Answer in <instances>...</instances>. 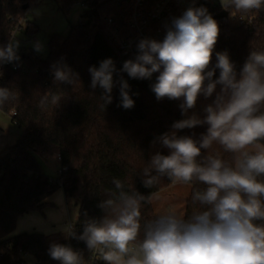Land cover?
Returning a JSON list of instances; mask_svg holds the SVG:
<instances>
[{"label":"clouds","instance_id":"1","mask_svg":"<svg viewBox=\"0 0 264 264\" xmlns=\"http://www.w3.org/2000/svg\"><path fill=\"white\" fill-rule=\"evenodd\" d=\"M222 6L248 13L264 9V0H226ZM219 31L207 8L189 7L173 18L162 41L141 39L135 60L123 63L121 71L132 79L159 73L151 85L156 99H182L181 113L187 117L158 137L169 154L151 157L143 168L145 187L167 177L173 184L199 183L203 188L192 194L200 210L187 219L175 211L159 215L143 226L141 239V206L151 197L126 192L114 179L119 191L99 205L105 215L87 221L78 237L90 251H98L105 264H264V51L252 50L239 73L227 51L216 52V64L209 70ZM15 48L14 43L0 47V64L18 59ZM217 69L219 76L213 79ZM116 71L111 58L89 68L91 87L103 89L102 107L112 102ZM54 78L76 82L66 67L56 68ZM118 83L119 106L133 108L130 85L123 78ZM214 93L202 119L187 116L201 95ZM14 99L12 90L0 88V108ZM47 100L46 94L40 103ZM205 124L207 131L198 140L177 134ZM213 143L231 153L232 161L219 155L202 157V150ZM49 255L60 264H85L81 253L66 245L53 243Z\"/></svg>","mask_w":264,"mask_h":264},{"label":"trees","instance_id":"2","mask_svg":"<svg viewBox=\"0 0 264 264\" xmlns=\"http://www.w3.org/2000/svg\"><path fill=\"white\" fill-rule=\"evenodd\" d=\"M56 1L68 11L77 0ZM86 3L89 10L78 25L71 27L66 36L54 34L50 38L47 58L25 51L16 53L18 59L0 64V88L15 93V99L0 110L24 127L14 146L0 157V264H19L21 250L32 254L41 264H60L49 255L52 244L48 236L39 232L14 234L20 217L32 212L44 213L54 207L50 199L60 189L67 200L77 201L78 219L71 230L75 236L68 231L56 243L70 246L86 261L90 250L78 237L87 221H98L105 215L99 205L119 191L114 179L122 182L124 191L151 198L172 184L164 177L152 188L145 187L143 168L149 163L151 144L170 132L175 121L184 118L180 109L183 100L156 99L151 85L159 73L150 79H132L121 71L126 60L135 58L128 57L115 44L107 20L113 19L112 26H122L125 11L115 0H86ZM32 4L34 0H0V47L9 45ZM225 8L230 15L239 13L233 7ZM251 13L256 18L252 30L240 26L231 17L216 19V11L211 13L220 31L209 70L216 64V52L227 51L239 73L252 50L264 51V9ZM34 29L29 23L27 32L33 33ZM107 58L115 64L117 71L113 78L117 83L111 93L112 102L102 107L103 89L91 87L89 68H98ZM65 67L75 75L74 84L55 80V69ZM218 76L219 69L213 79ZM121 78L130 85V95L135 101L131 109L119 106ZM46 94L48 100L41 104V97ZM13 112L16 114L12 115ZM207 127L199 125L177 134L198 140ZM160 153L168 155L164 150ZM37 154L56 155L65 170L56 179H50L43 174ZM205 155H219L229 162L233 159L217 143L208 151L202 150V157ZM189 184L185 219L200 210L192 202V194L203 188L199 183ZM158 216L152 200L142 204L141 239L143 226Z\"/></svg>","mask_w":264,"mask_h":264},{"label":"rangeland","instance_id":"3","mask_svg":"<svg viewBox=\"0 0 264 264\" xmlns=\"http://www.w3.org/2000/svg\"><path fill=\"white\" fill-rule=\"evenodd\" d=\"M78 1L81 2V0ZM88 10L89 8L87 7L74 4L70 10L67 11L64 10L56 0H34V4H32L27 10L25 18L21 22V27L14 31L10 43H14L16 45V53H20L24 50L34 51L42 58H47L48 43L50 38L54 34L66 36L71 27L78 25L79 22L82 21L83 14ZM29 23L35 26V31L33 33L27 32V26ZM219 89L220 86L218 85L217 92ZM214 99L215 93L209 98H205L201 95L197 100L195 108L190 109L187 116L195 114L200 118H203L206 115L205 108L209 104H212ZM185 118L187 117L184 116L183 119ZM23 131L24 127L15 123L10 114L4 113L0 110V157L5 155L14 146L16 141L21 137ZM161 150H164L169 154V150L164 148L160 144L159 140L156 139L150 147L149 163L151 161V157ZM37 159L44 175L50 179H56L59 176L61 166L56 155L42 156L37 154ZM190 191L191 185L183 183H172L171 185L160 189L151 198L156 213L158 215H162L168 211H175L178 216L184 218L186 200L190 195ZM52 197L57 208L45 210L44 213L38 212L35 215H31L35 216L38 222L42 224H46L48 221L54 220L66 228L67 232H60L48 236V242L50 244L64 239L66 236L65 233H68L69 231V222L75 224L78 219V205L75 199L67 200L61 189L54 193ZM62 202L66 213H60V206ZM47 227L48 229L53 230L51 224H48Z\"/></svg>","mask_w":264,"mask_h":264},{"label":"built area","instance_id":"4","mask_svg":"<svg viewBox=\"0 0 264 264\" xmlns=\"http://www.w3.org/2000/svg\"><path fill=\"white\" fill-rule=\"evenodd\" d=\"M115 2L125 11V23L122 26H112L113 19H108V30L118 48L130 58H135L138 54L137 45L141 39L162 41L173 18L181 16L189 7L203 6L210 14L216 11V15L223 10L228 12L222 6L226 0H115ZM74 4L87 7L86 0L81 2L77 0ZM229 17L247 30L254 28L256 18L251 12L232 15L228 12L226 18ZM64 170L65 168H61L59 174ZM73 229V223L69 222V231ZM18 260L19 264H41L32 254L22 250L18 253ZM102 263L104 261L98 251H89L85 264Z\"/></svg>","mask_w":264,"mask_h":264},{"label":"crops","instance_id":"5","mask_svg":"<svg viewBox=\"0 0 264 264\" xmlns=\"http://www.w3.org/2000/svg\"><path fill=\"white\" fill-rule=\"evenodd\" d=\"M24 51H22V52H24ZM50 200H51V202H53V197H51ZM55 208H57L56 203H54V207L47 208L46 210L55 209ZM36 213H38V212H32V213H29V214H26V215L20 217L18 219V222L16 225V230L14 231V234H19V233H23V232H27V233L39 232V233H43L46 236H50V235H54V234H57L60 232H67L65 230L66 228H64V226L62 224H60L59 222L57 223L54 220H50L46 224H42V223L38 222V220L35 218V216H31V215H35ZM60 213H66L63 202L61 203V206H60ZM27 217H30V218H27ZM55 220H57V219H55ZM48 224L52 225L53 230L48 229V227H47ZM29 228H31V229H29ZM18 229H19V231H18ZM51 231H52V233H51ZM65 234H67V233H65Z\"/></svg>","mask_w":264,"mask_h":264},{"label":"water","instance_id":"6","mask_svg":"<svg viewBox=\"0 0 264 264\" xmlns=\"http://www.w3.org/2000/svg\"><path fill=\"white\" fill-rule=\"evenodd\" d=\"M25 9H27V5L24 6ZM228 16V12L226 10H223L222 12H220L219 14H217L215 16L216 19H222V18H226Z\"/></svg>","mask_w":264,"mask_h":264}]
</instances>
